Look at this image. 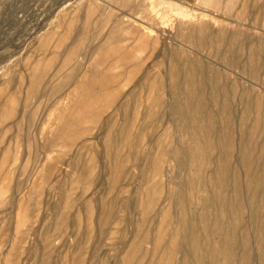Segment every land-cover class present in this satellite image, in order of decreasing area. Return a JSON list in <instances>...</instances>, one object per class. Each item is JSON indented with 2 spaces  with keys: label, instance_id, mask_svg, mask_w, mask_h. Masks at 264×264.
Listing matches in <instances>:
<instances>
[{
  "label": "rangeland",
  "instance_id": "rangeland-1",
  "mask_svg": "<svg viewBox=\"0 0 264 264\" xmlns=\"http://www.w3.org/2000/svg\"><path fill=\"white\" fill-rule=\"evenodd\" d=\"M0 264H264V0H0Z\"/></svg>",
  "mask_w": 264,
  "mask_h": 264
}]
</instances>
